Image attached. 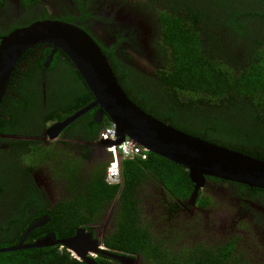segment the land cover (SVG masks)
<instances>
[{
  "label": "flooded vegetation",
  "instance_id": "obj_1",
  "mask_svg": "<svg viewBox=\"0 0 264 264\" xmlns=\"http://www.w3.org/2000/svg\"><path fill=\"white\" fill-rule=\"evenodd\" d=\"M184 1L0 0V46L5 38L37 22L57 21L77 26L104 51L133 101L146 110L154 109V114L164 113L186 121L187 128L194 133L198 124L197 106L173 105L175 98L160 79L161 71L172 69L163 49L168 38L165 19L174 11L181 18L184 11L173 5H182ZM187 1L195 8L197 2ZM256 2L240 0L253 4L245 13L250 9L262 12ZM159 10L165 11V19ZM12 76L2 102L5 112L0 116V180L5 176L1 185H7L4 194H0V224L1 232L13 245L6 248H16L21 243L31 246L50 235L65 240L83 229L107 249L105 243L109 244L108 236L116 233L118 209L123 202L122 189L115 195L111 186L117 185L107 180L110 155L102 134L111 120L100 107H94L52 137L53 126L92 101L79 104L88 95V87L74 63L51 44H38L26 51ZM178 95L184 97L182 93ZM49 113L66 116L57 121L49 119ZM165 117L162 118L167 123L187 131ZM152 154L148 151L145 161L153 160ZM139 177V182L130 189L129 200L137 204L136 213L144 223L160 229L156 235L162 240L171 242L174 236L181 235L190 245L229 248L232 259H238L237 264H264V190L208 179L191 206L194 186L189 197L179 199L162 186L150 168L142 170ZM121 184L122 178L118 185ZM91 195L99 198L100 206L88 199L77 211L88 222L74 236L58 238L48 226L51 217L60 215L62 206L70 204L74 209L79 199ZM40 220L41 225L29 231ZM53 247L64 248L56 244L10 252ZM107 252L128 256L115 250ZM101 257L105 264L109 261L122 264ZM135 259L143 264L140 255Z\"/></svg>",
  "mask_w": 264,
  "mask_h": 264
},
{
  "label": "trees",
  "instance_id": "obj_2",
  "mask_svg": "<svg viewBox=\"0 0 264 264\" xmlns=\"http://www.w3.org/2000/svg\"><path fill=\"white\" fill-rule=\"evenodd\" d=\"M193 1L197 2L195 8L187 0L182 5H173L184 11L181 18L174 11L165 19V11L159 10L167 23L164 30L168 38L163 49L172 66V69L160 72V79L175 98H172L173 105L197 106V130L192 133L186 121L164 113L154 114V109L146 110L134 102L166 124L169 123L162 117L175 120V124L187 131L170 125L182 132L264 161V0H257L255 4L262 12L250 9L246 13L252 3H240V0ZM88 91V95L78 101L81 106L94 100ZM4 112L3 104L0 116ZM65 116L49 113L48 118L61 121ZM152 156L151 161H125L121 165L122 184L111 187L115 195L122 189L123 202L118 209L116 233L108 236L109 244L105 243L107 249L133 258L140 255L143 264H231L232 260L237 264L238 259H232L229 248L190 245L186 238L181 239V235L167 242L156 235L160 231L158 227L140 219L136 213L139 211L137 204L129 200L130 189L139 182L140 173L146 167L179 199L189 197L193 190L187 169L158 155ZM4 181L5 176L0 180L1 196L7 189V185H1ZM88 199L100 206L99 198L91 195L79 199L74 209L70 204L62 206L60 215L51 217L48 226L58 238L74 236L77 229L88 222L77 212ZM2 229L0 224V249L13 246ZM103 261L101 256L97 258L98 263L105 264ZM0 264L84 263L74 259L66 249L53 247L0 253Z\"/></svg>",
  "mask_w": 264,
  "mask_h": 264
},
{
  "label": "water",
  "instance_id": "obj_3",
  "mask_svg": "<svg viewBox=\"0 0 264 264\" xmlns=\"http://www.w3.org/2000/svg\"><path fill=\"white\" fill-rule=\"evenodd\" d=\"M38 44H51L65 53L74 63L94 98L90 105L77 114L53 126L50 130L52 137L91 108L100 107L116 126V144L131 139L149 152L187 169L194 186L189 205H195L199 192L206 187L208 179L264 190L263 160L182 132L145 112L126 93L100 46L85 31L72 24L57 21L37 22L3 40L0 46V106L16 65L26 51ZM105 144L108 146L112 143ZM42 222L43 220L36 222L29 231L40 226ZM56 244L62 245L84 264H97L89 256L92 253L112 258L122 264L139 263L135 258L107 252V249L100 246V240L83 229H79L69 239L56 240L54 235H50L31 246L21 243L16 248H2L0 253Z\"/></svg>",
  "mask_w": 264,
  "mask_h": 264
},
{
  "label": "built area",
  "instance_id": "obj_4",
  "mask_svg": "<svg viewBox=\"0 0 264 264\" xmlns=\"http://www.w3.org/2000/svg\"><path fill=\"white\" fill-rule=\"evenodd\" d=\"M103 140L111 142L106 150L110 155V163L107 169V180L111 185H118L122 178L121 165L125 161H145L148 157V150L131 139H126L123 142L116 144L117 131L116 126L111 123L109 124L103 134Z\"/></svg>",
  "mask_w": 264,
  "mask_h": 264
},
{
  "label": "clouds",
  "instance_id": "obj_5",
  "mask_svg": "<svg viewBox=\"0 0 264 264\" xmlns=\"http://www.w3.org/2000/svg\"><path fill=\"white\" fill-rule=\"evenodd\" d=\"M106 142V141H105ZM104 248V247H103ZM66 249V248H65ZM104 249H106V248H104ZM67 250V249H66ZM108 250V249H107ZM68 251V250H67ZM69 252V251H68ZM70 253V255L74 258V259H76V260H78L79 262H82V260H80L77 256H75L74 254H72L71 252H69ZM90 257H92L93 259H97L98 257H99V255H96V254H94V253H92V254H90L89 255ZM83 263V262H82Z\"/></svg>",
  "mask_w": 264,
  "mask_h": 264
}]
</instances>
